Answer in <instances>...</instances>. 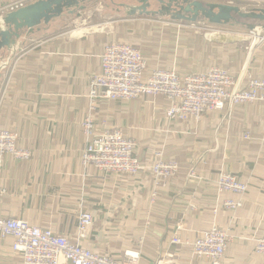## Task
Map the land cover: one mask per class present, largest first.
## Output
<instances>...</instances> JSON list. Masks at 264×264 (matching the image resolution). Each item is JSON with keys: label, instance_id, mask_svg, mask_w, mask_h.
Masks as SVG:
<instances>
[{"label": "crops", "instance_id": "obj_1", "mask_svg": "<svg viewBox=\"0 0 264 264\" xmlns=\"http://www.w3.org/2000/svg\"><path fill=\"white\" fill-rule=\"evenodd\" d=\"M17 1L0 0V8ZM237 1L264 5V0L223 3L238 6ZM59 22L60 18L24 33L1 76L0 129L15 132L17 145L26 148L30 158H2L5 193L0 214L74 238L78 211L86 210L93 215V224L83 245L115 257L139 249L140 264L160 258L167 264H210L195 258L190 244L170 240L178 223L183 229L177 234L189 243L217 224L232 236L225 261L264 264L253 241L264 234V101L210 111L198 122L168 125L164 97L99 99L92 112L97 127H118L134 138L136 155L143 163L152 162L154 152L162 150L164 159L177 162L179 170L155 186L148 170L131 176L83 166L88 83L100 72L101 53L112 39L101 29L55 32ZM246 42H220L191 33L175 41L172 50L164 48L165 57L158 49L155 61L146 57L148 68L174 67L183 76L217 65L228 69L245 88L249 77L264 79V40L248 52ZM190 170L198 178L187 177ZM221 170L247 185L234 215L222 207L213 212L223 200L238 198L217 192L215 180ZM152 190L156 196L151 202ZM11 243L0 239V264H21Z\"/></svg>", "mask_w": 264, "mask_h": 264}, {"label": "built area", "instance_id": "obj_2", "mask_svg": "<svg viewBox=\"0 0 264 264\" xmlns=\"http://www.w3.org/2000/svg\"><path fill=\"white\" fill-rule=\"evenodd\" d=\"M33 0H19L0 8V24L9 11L21 7ZM202 24V23H201ZM198 24V25H201ZM197 25V24H191ZM211 34L223 33L221 27L202 24ZM253 41L262 42L264 33L249 32ZM101 70L89 79L87 94L88 111L82 121V131L86 146L81 155L83 166L92 165L102 173L127 174L136 176L148 170L155 186L163 180L174 177L179 170L178 163L167 161L162 150L154 152V160L148 164L140 161L136 155V141L124 134L118 127L96 126L92 112L99 99L131 101L143 97H164L167 101L165 121L198 122L205 113L214 110L231 109L241 103L264 101V79L249 77L246 87L240 88V82L234 81L226 70L211 68L202 73L179 75L175 70L157 67L148 68L146 58L141 51L127 43L112 42L101 53ZM147 72V74H146ZM10 156L17 160H27L30 152L17 145V134L0 129V162ZM189 178H198L194 170L187 174ZM218 193H234L237 199L227 198L213 209L216 214L222 207L234 215L242 206L241 198L247 190L246 183L230 173L221 170L215 180ZM5 193L0 177V206ZM156 190H152L151 202ZM93 224V215L79 210L76 221V235L68 238L52 231L32 225L26 220L6 218L0 214V239H11V249L21 256V264H140L139 249L125 250L121 256L99 253L83 245ZM182 224L176 225L171 237L173 244H190L195 258L206 259L210 264H232L224 259L232 236L227 228L217 224L199 233L191 243L183 241L177 234ZM254 251L264 257V234L254 240ZM153 264H167L162 258Z\"/></svg>", "mask_w": 264, "mask_h": 264}, {"label": "water", "instance_id": "obj_3", "mask_svg": "<svg viewBox=\"0 0 264 264\" xmlns=\"http://www.w3.org/2000/svg\"><path fill=\"white\" fill-rule=\"evenodd\" d=\"M92 0H33L21 7L9 11L3 17L0 28V50L10 51L6 62L1 64L4 70L11 62L14 52L18 50L19 40L25 33L29 35L39 30L40 26L49 24L65 15L79 16L86 4ZM117 9H125L127 16L160 17L176 23L209 24L220 27L239 26L254 32L259 29L264 33V8H251L247 11L228 3L200 0H135L137 5H128L127 0L115 3L108 0ZM154 3L157 8L151 9ZM258 31V30H257ZM241 36L214 34L210 40L229 42L243 40ZM1 80V78H0Z\"/></svg>", "mask_w": 264, "mask_h": 264}, {"label": "rangeland", "instance_id": "obj_4", "mask_svg": "<svg viewBox=\"0 0 264 264\" xmlns=\"http://www.w3.org/2000/svg\"><path fill=\"white\" fill-rule=\"evenodd\" d=\"M115 3H121L124 2L123 0H114ZM210 2V1H209ZM223 2H230L234 4V0H228V1H220V3ZM128 5H137V2L135 0H127L126 2ZM218 3V2H217ZM239 7H241L242 10L247 11L251 8H264V5H255L253 2H236ZM157 6L152 3L151 9H156ZM118 25H121L122 32H126L129 30V27L131 28L129 32L127 33V36L129 38V44H132L134 47L139 49L143 56L146 58H151L152 61H155V50L158 49L161 53L162 57H165L166 51L162 50L164 48H167L168 50H172V46L174 45L175 41H177L180 37H186L188 34H196L203 38L210 39L211 37V31L209 28L201 25H191L190 23H174L167 19L160 18V17H147V16H127L125 9H117L113 3H111L108 0H96L91 1L90 3L86 4V7L84 10L80 12V15L77 17L75 15H65L60 18V22L55 25V32H69V31H91L96 29H101L104 32H107L111 34V43L112 42H120V43H126L124 42V39H119V41H116L113 37L114 31L116 30V27ZM220 27V26H219ZM219 30H223L221 34H227V35H235V36H241L244 38L245 41H247L244 45L245 51H249L250 48H254L261 42L253 41L249 35V32H246L244 28H241L239 26L234 27H221ZM258 33L259 35H262L263 32H260L259 29ZM181 31V32H180ZM210 36V37H208ZM127 43V44H128ZM144 50H146L144 52ZM9 52L6 50H0V62L4 63L7 61V56ZM146 58V60H147ZM148 62V61H147ZM9 66V65H8ZM8 66L5 67L4 70L0 69V78L2 76V73L6 72V69ZM161 69L166 70H175L174 67L172 68H163L159 65L153 66ZM152 67V68H153ZM211 68H221L223 70H226L228 73V69L219 67L217 65L211 66ZM186 75V74H185ZM230 75V74H229ZM231 76V75H230ZM232 77V76H231ZM232 79L235 80L233 77ZM106 126V125H105ZM236 214V213H235Z\"/></svg>", "mask_w": 264, "mask_h": 264}, {"label": "trees", "instance_id": "obj_5", "mask_svg": "<svg viewBox=\"0 0 264 264\" xmlns=\"http://www.w3.org/2000/svg\"><path fill=\"white\" fill-rule=\"evenodd\" d=\"M122 28H121V25H118L117 27H116V30L114 31V35H113V37H114V39L116 40V41H119V39H124L125 41L124 42H126V43H128L129 42V38H128V36H127V33L129 32V30L131 29L130 27H129V30L128 31H126L125 33L124 32H122V30H121ZM181 32V31H180ZM129 44V43H128ZM130 45H132V44H130ZM133 46V45H132ZM134 47V46H133ZM146 50H144V52H145ZM144 55V54H143ZM148 63V62H147Z\"/></svg>", "mask_w": 264, "mask_h": 264}, {"label": "bare ground", "instance_id": "obj_6", "mask_svg": "<svg viewBox=\"0 0 264 264\" xmlns=\"http://www.w3.org/2000/svg\"><path fill=\"white\" fill-rule=\"evenodd\" d=\"M208 37H210V36H208ZM1 64H2V62H0V67H1Z\"/></svg>", "mask_w": 264, "mask_h": 264}]
</instances>
